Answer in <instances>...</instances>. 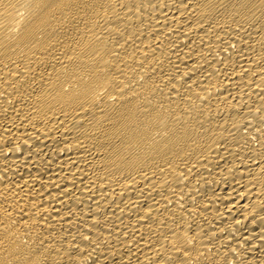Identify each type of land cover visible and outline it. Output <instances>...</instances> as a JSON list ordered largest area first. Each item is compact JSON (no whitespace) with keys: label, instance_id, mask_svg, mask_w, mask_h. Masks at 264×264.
I'll list each match as a JSON object with an SVG mask.
<instances>
[{"label":"bare ground","instance_id":"obj_1","mask_svg":"<svg viewBox=\"0 0 264 264\" xmlns=\"http://www.w3.org/2000/svg\"><path fill=\"white\" fill-rule=\"evenodd\" d=\"M0 264H264V0H0Z\"/></svg>","mask_w":264,"mask_h":264}]
</instances>
